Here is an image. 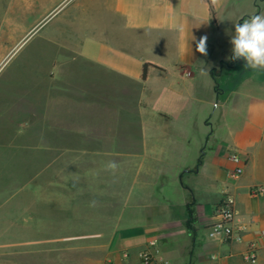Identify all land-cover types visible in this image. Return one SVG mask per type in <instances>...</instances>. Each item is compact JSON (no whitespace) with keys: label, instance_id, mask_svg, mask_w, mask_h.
I'll use <instances>...</instances> for the list:
<instances>
[{"label":"crops","instance_id":"crops-1","mask_svg":"<svg viewBox=\"0 0 264 264\" xmlns=\"http://www.w3.org/2000/svg\"><path fill=\"white\" fill-rule=\"evenodd\" d=\"M9 11L0 0L6 26ZM261 13L264 0H83L81 36L66 47L84 61V158L103 161L80 201L58 198L55 169L42 181L29 163L19 179H1L0 264H73L56 257L58 246L79 264H140L150 240L169 264H264V191L251 194L264 189V70L243 67L230 91L214 81L233 74L235 24ZM223 198L233 201L238 239L208 237ZM250 247L254 263L244 259Z\"/></svg>","mask_w":264,"mask_h":264},{"label":"rangeland","instance_id":"rangeland-1","mask_svg":"<svg viewBox=\"0 0 264 264\" xmlns=\"http://www.w3.org/2000/svg\"><path fill=\"white\" fill-rule=\"evenodd\" d=\"M9 1L7 26L0 23V181L19 179L18 169L26 174L30 163L42 181L55 169L59 199L84 200V183L96 182L103 160L84 158V61L66 47L81 36L83 0H55L56 8L34 14L12 13ZM89 146L96 150L95 137ZM84 211L95 214L96 207ZM98 227L111 224L84 223ZM56 257L80 263L62 246Z\"/></svg>","mask_w":264,"mask_h":264},{"label":"clouds","instance_id":"clouds-1","mask_svg":"<svg viewBox=\"0 0 264 264\" xmlns=\"http://www.w3.org/2000/svg\"><path fill=\"white\" fill-rule=\"evenodd\" d=\"M206 38H202L197 50L206 54ZM230 43L232 60H243L245 67L252 70H264V13L250 16L242 23L235 24V32ZM106 167L115 171L117 163L110 161Z\"/></svg>","mask_w":264,"mask_h":264},{"label":"built area","instance_id":"built-area-1","mask_svg":"<svg viewBox=\"0 0 264 264\" xmlns=\"http://www.w3.org/2000/svg\"><path fill=\"white\" fill-rule=\"evenodd\" d=\"M230 158L234 163L240 164V158L237 154H231ZM241 171L240 166L236 167L232 173V177L240 175ZM263 191L262 187H254L251 190V194L256 195ZM215 215L216 221L207 229L208 237L238 239L240 228L234 225L235 211L233 201L229 198H223L215 210ZM139 257L140 264H169L167 260L160 256L155 240L148 241L146 248L140 253ZM244 259L251 263L255 262L256 254L253 247L249 248L248 252L244 255Z\"/></svg>","mask_w":264,"mask_h":264},{"label":"trees","instance_id":"trees-1","mask_svg":"<svg viewBox=\"0 0 264 264\" xmlns=\"http://www.w3.org/2000/svg\"><path fill=\"white\" fill-rule=\"evenodd\" d=\"M234 64L233 74L229 77V79H226L224 81L219 82L214 78L215 81V88L218 91H230L231 89H234V87L237 85L239 80L241 79V76L243 75V67H245V62L241 60H232ZM147 65L143 66L142 70V78L145 77V71H146ZM211 74L214 76L213 71Z\"/></svg>","mask_w":264,"mask_h":264}]
</instances>
